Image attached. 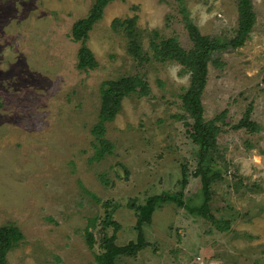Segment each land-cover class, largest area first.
<instances>
[{
	"label": "rangeland",
	"instance_id": "rangeland-1",
	"mask_svg": "<svg viewBox=\"0 0 264 264\" xmlns=\"http://www.w3.org/2000/svg\"><path fill=\"white\" fill-rule=\"evenodd\" d=\"M94 2L0 0V227L13 225L23 237L7 264H97L103 235L115 233L119 244L136 237L131 206L151 195L177 200L157 204L140 227L145 248L115 264H264V0H250L243 44L207 64L202 118L221 119L201 172L182 101L190 72L151 46L174 38L188 53L187 20L201 36L228 41L237 34L238 0H113L85 42L96 66L81 67V42L71 33ZM134 16L138 57L111 28ZM126 77L147 92L137 86L103 121L106 152L96 160L91 131L102 83ZM244 120L257 130L248 132ZM196 172L211 176L208 209L227 229L190 212L202 203Z\"/></svg>",
	"mask_w": 264,
	"mask_h": 264
},
{
	"label": "trees",
	"instance_id": "trees-1",
	"mask_svg": "<svg viewBox=\"0 0 264 264\" xmlns=\"http://www.w3.org/2000/svg\"><path fill=\"white\" fill-rule=\"evenodd\" d=\"M113 0H95L90 12L83 18L74 23L72 29V37L76 42H81V47L78 52V64L83 67L87 66L93 68L96 66L92 52L86 46L85 42L88 40V32L92 30L93 26L101 19L104 7ZM238 29L237 34L227 40L213 37H204L199 34L196 26L193 25L190 20L186 21V29L189 38L193 42V47L188 53L182 49L177 43L176 39L170 38L161 40L160 43L152 42V48L155 50L156 55L162 59L176 60L185 66L186 70H189L191 77V86L189 90L182 96L183 107L186 112L189 113L190 118L193 120L192 126L189 128L190 136L194 143L198 146L199 163L197 172H201V163L206 160L211 150L216 146L215 137L219 131L218 126L215 125L220 117H216L208 122H204L202 118V105L199 103L200 93L206 81L207 64L209 61L217 63L218 60H212L214 58L213 53H218L225 49H236L240 47L245 41L250 32V27L253 21V14L250 11V0H238ZM136 17L127 19H114L111 24V28L115 32H122L129 39L127 52L135 57H138L141 52L140 44L136 41V35L133 34L132 29ZM217 59V58H215ZM139 86V92L145 94L147 88L144 83L139 82L134 78H120L118 80H108L102 83L100 97V122L91 131L94 139L92 146L95 149V159L98 160L105 154L106 141H104L99 135L103 128V121L105 119L111 120L116 115L120 106L122 97L126 94L136 91V87ZM248 132H254L257 130L255 124L244 120L241 123ZM195 173V176H199L201 181V205L198 208H190V212L205 216L209 220H212L220 230L227 229L228 222H221L214 220L212 214L208 209V202L210 200L209 183L211 176L206 173ZM215 175V174H211ZM187 181V174L185 169L182 170L181 183L185 184ZM174 195H151L146 198L142 204L138 206H131L133 209L137 207L136 220V237L129 240L126 244H119L115 233L111 236L103 235L100 246L102 248L100 254L97 256V264H115V260L121 256L133 257L140 250L145 248L146 241L144 234L140 227L141 225H148L151 217L157 207L158 203L166 202L167 200H177ZM180 201V200H179ZM129 205V204H128ZM130 206V205H129ZM94 220L89 222V226L86 228V236L91 237V233L88 232L89 227L93 226ZM105 226H114V231L117 229V224L114 222H102ZM23 240L20 230L13 226L7 225L0 227V264H7L6 253L10 249L17 247L19 242ZM88 244L91 246L92 242L89 239Z\"/></svg>",
	"mask_w": 264,
	"mask_h": 264
}]
</instances>
